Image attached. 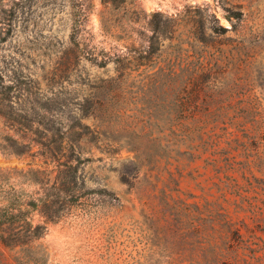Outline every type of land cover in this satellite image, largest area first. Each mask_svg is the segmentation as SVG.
Listing matches in <instances>:
<instances>
[{
	"label": "rangeland",
	"instance_id": "374dc122",
	"mask_svg": "<svg viewBox=\"0 0 264 264\" xmlns=\"http://www.w3.org/2000/svg\"><path fill=\"white\" fill-rule=\"evenodd\" d=\"M0 2V174L57 200L53 221L34 213L44 264H167L151 217H173L167 194L223 202L264 238V0H140L139 22L101 0ZM184 119L210 122L196 149L175 144ZM256 242L224 264H264ZM14 252L0 242V264Z\"/></svg>",
	"mask_w": 264,
	"mask_h": 264
},
{
	"label": "trees",
	"instance_id": "16d2710c",
	"mask_svg": "<svg viewBox=\"0 0 264 264\" xmlns=\"http://www.w3.org/2000/svg\"><path fill=\"white\" fill-rule=\"evenodd\" d=\"M101 2L108 5V8L123 11V17L129 22H139L143 19L144 9L140 0H101ZM1 5L2 2L0 7ZM84 14L87 15L85 11ZM243 16L241 10H230L227 18L242 20ZM216 20V23L210 27L212 31L217 35L228 32V28L218 19ZM111 21L108 19V24ZM78 22V20L75 22L73 38L77 34ZM209 123L202 120H179L177 122L179 132L175 135V144L179 147L196 149L199 144L195 142L204 137ZM59 153L61 150L52 152L55 157H58ZM72 160V156L68 155L66 162ZM137 163L141 171L144 164L138 161ZM251 168L246 162L242 167L244 171H250ZM74 182H76L75 167L71 171H66L59 192L74 195ZM204 199L202 202H189L187 199L180 197L176 199L175 196L167 194L164 205L174 211L173 217L171 218L163 210L151 212L152 219L160 224L155 237L158 238V242L161 238L163 250L169 251V256L172 258L167 264H224L227 260H237L240 257V248L254 250L256 248L254 245H261L256 242L257 239L264 242L263 237L257 236L252 222L236 219L223 202ZM42 201L44 199L34 198L18 189L10 182L9 174L5 176L0 174V242L9 250H15L13 259L16 264H44V254L32 243L46 234L48 221L35 222L34 213L38 211L40 215L53 221L56 211L52 209V205H55L57 200L53 199L49 205L44 201V207H40ZM233 203L237 213L245 211L244 201L236 199ZM144 204H148L147 201ZM158 242L152 244L159 251L161 247Z\"/></svg>",
	"mask_w": 264,
	"mask_h": 264
}]
</instances>
